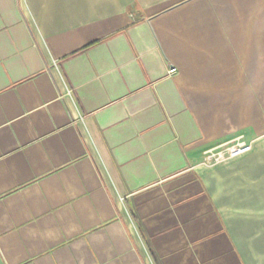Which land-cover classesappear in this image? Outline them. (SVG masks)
I'll return each instance as SVG.
<instances>
[{
	"label": "crops",
	"instance_id": "1",
	"mask_svg": "<svg viewBox=\"0 0 264 264\" xmlns=\"http://www.w3.org/2000/svg\"><path fill=\"white\" fill-rule=\"evenodd\" d=\"M0 264H264V0H0Z\"/></svg>",
	"mask_w": 264,
	"mask_h": 264
},
{
	"label": "built area",
	"instance_id": "2",
	"mask_svg": "<svg viewBox=\"0 0 264 264\" xmlns=\"http://www.w3.org/2000/svg\"><path fill=\"white\" fill-rule=\"evenodd\" d=\"M176 72L175 68H171L168 71V75H173ZM251 149L249 144H245L240 140H236L234 143L225 147H218L208 150L204 153L202 165L211 167L223 163L227 160H231L246 154Z\"/></svg>",
	"mask_w": 264,
	"mask_h": 264
}]
</instances>
